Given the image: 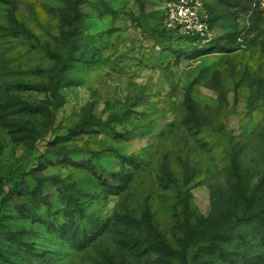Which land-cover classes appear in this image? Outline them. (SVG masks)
<instances>
[{
  "label": "rangeland",
  "instance_id": "374dc122",
  "mask_svg": "<svg viewBox=\"0 0 264 264\" xmlns=\"http://www.w3.org/2000/svg\"><path fill=\"white\" fill-rule=\"evenodd\" d=\"M201 1L0 0V264H264V0Z\"/></svg>",
  "mask_w": 264,
  "mask_h": 264
},
{
  "label": "built area",
  "instance_id": "2783aa9c",
  "mask_svg": "<svg viewBox=\"0 0 264 264\" xmlns=\"http://www.w3.org/2000/svg\"><path fill=\"white\" fill-rule=\"evenodd\" d=\"M162 25L174 34L195 37L199 45L214 37L201 0H166Z\"/></svg>",
  "mask_w": 264,
  "mask_h": 264
},
{
  "label": "trees",
  "instance_id": "16d2710c",
  "mask_svg": "<svg viewBox=\"0 0 264 264\" xmlns=\"http://www.w3.org/2000/svg\"><path fill=\"white\" fill-rule=\"evenodd\" d=\"M164 29V28H163ZM165 30V29H164ZM166 31V30H165ZM167 33H169V34H172V35H175L174 33H172V32H169V31H166ZM175 36H177V37H180V38H184L185 40H191V41H193V42H196L197 43V39L195 38V37H189V36H181V35H175ZM212 42H214L213 40L212 41H210L209 43L211 44ZM208 44V43H207ZM85 60L84 58H81V57H76V56H73V55H68L67 56V60H68V62L69 61H71V60ZM259 219L261 220V222L263 223V225H264V217H259Z\"/></svg>",
  "mask_w": 264,
  "mask_h": 264
}]
</instances>
